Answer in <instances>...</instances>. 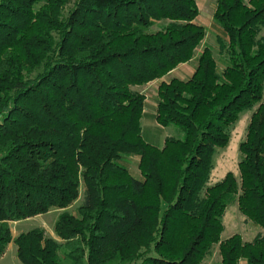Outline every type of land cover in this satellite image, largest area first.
Listing matches in <instances>:
<instances>
[{"label": "trees", "instance_id": "trees-1", "mask_svg": "<svg viewBox=\"0 0 264 264\" xmlns=\"http://www.w3.org/2000/svg\"><path fill=\"white\" fill-rule=\"evenodd\" d=\"M197 15V0H0V258L12 243L22 264H264V0H215L220 68ZM156 80L160 148L140 123ZM249 110L237 175L206 186ZM232 202L259 228L248 241L221 237ZM52 209L54 237H12Z\"/></svg>", "mask_w": 264, "mask_h": 264}, {"label": "rangeland", "instance_id": "rangeland-1", "mask_svg": "<svg viewBox=\"0 0 264 264\" xmlns=\"http://www.w3.org/2000/svg\"><path fill=\"white\" fill-rule=\"evenodd\" d=\"M197 5L201 12V19L195 21L200 23V25L205 28V37L201 42L199 49H201L204 45L209 46L212 50L214 58L218 62V67L220 68L215 38L217 35L221 34V31L212 23L210 17L215 6V0H197ZM261 34L264 36V28ZM251 112L252 110L240 113L238 120L231 126L227 145L225 147L216 148V151L212 157V167L208 180L205 184L206 186H211L217 182H220L229 172L237 175L236 167L239 160L238 146L239 143L244 139L246 125L249 121ZM124 164L129 168L131 174L138 175L134 159H126ZM80 199L81 190L79 191L78 199L73 202L67 208V210L75 214L80 203ZM61 211L62 210L52 209L43 215H37L21 221L9 222L8 225L10 233L12 237H16L22 232L39 227L43 228L46 234L54 237L52 230L53 223ZM222 226V238H226L231 234L238 233L244 241L250 240L259 229L254 227L251 223L244 221V218L239 212L235 202H232L227 206L222 216ZM219 260L220 258L218 254L215 253L206 264H217ZM0 264H22L16 257V248L12 243H9L6 247L5 253L0 258Z\"/></svg>", "mask_w": 264, "mask_h": 264}, {"label": "crops", "instance_id": "crops-1", "mask_svg": "<svg viewBox=\"0 0 264 264\" xmlns=\"http://www.w3.org/2000/svg\"><path fill=\"white\" fill-rule=\"evenodd\" d=\"M213 11L210 16L211 20H212ZM198 19L199 20L201 19L200 9H198V15L195 20L197 21ZM198 24L200 25V23ZM216 28L218 27L216 26ZM194 67H195V59H192L187 63L178 65L174 70L168 73V75L163 77V79H167L170 76H175L181 79L189 78L193 72ZM160 80L150 82L145 86L141 87V92L144 94L145 99H144V108L140 120L141 133L143 139L147 143L158 148L162 147L164 142V129L155 120V110L157 103V84L159 83Z\"/></svg>", "mask_w": 264, "mask_h": 264}]
</instances>
